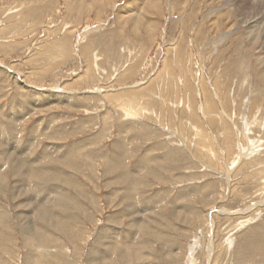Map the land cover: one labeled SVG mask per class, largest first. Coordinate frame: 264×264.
Listing matches in <instances>:
<instances>
[{
    "label": "rangeland",
    "instance_id": "rangeland-1",
    "mask_svg": "<svg viewBox=\"0 0 264 264\" xmlns=\"http://www.w3.org/2000/svg\"><path fill=\"white\" fill-rule=\"evenodd\" d=\"M0 264H264V0H0Z\"/></svg>",
    "mask_w": 264,
    "mask_h": 264
},
{
    "label": "bare ground",
    "instance_id": "bare-ground-1",
    "mask_svg": "<svg viewBox=\"0 0 264 264\" xmlns=\"http://www.w3.org/2000/svg\"><path fill=\"white\" fill-rule=\"evenodd\" d=\"M152 2V1H151ZM158 3V2H157ZM141 4V3H140ZM153 5V4H152ZM127 6V5H126ZM128 6H130V4L128 5ZM127 6V7H128ZM131 7V6H130ZM132 9H133V7H131ZM135 8V7H134ZM123 9H125V8H123ZM137 9V8H136ZM126 10V9H125ZM125 10H123L122 11V14L124 15L125 13H126V11ZM128 11H131V10H128ZM132 11H134V10H132ZM50 12V11H49ZM137 13V12H136ZM29 15V14H28ZM126 15V14H125ZM138 16V15H137ZM259 16H261V15H259ZM259 16H257L258 18H259ZM125 17V16H124ZM138 18V17H137ZM140 18V17H139ZM6 19V18H5ZM252 19V18H251ZM137 20V19H136ZM139 20H137V22H138ZM256 22V21H255ZM258 24V23H257ZM40 48V47H39ZM42 48V47H41ZM75 62V61H74ZM151 77V76H150ZM205 78V77H204ZM205 81V80H204ZM28 82V81H27ZM206 82V81H205ZM202 85V84H201ZM208 88V87H207ZM126 111V110H125ZM141 113V112H140ZM185 139V138H184ZM33 142V141H32ZM65 158V157H64ZM41 176V175H40ZM27 185V184H26ZM60 208V207H59ZM68 210V209H67Z\"/></svg>",
    "mask_w": 264,
    "mask_h": 264
}]
</instances>
